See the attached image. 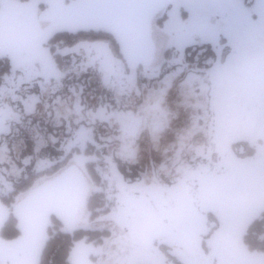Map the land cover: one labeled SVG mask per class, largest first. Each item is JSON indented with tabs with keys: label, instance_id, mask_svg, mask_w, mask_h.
Wrapping results in <instances>:
<instances>
[{
	"label": "rangeland",
	"instance_id": "374dc122",
	"mask_svg": "<svg viewBox=\"0 0 264 264\" xmlns=\"http://www.w3.org/2000/svg\"><path fill=\"white\" fill-rule=\"evenodd\" d=\"M168 3L159 66L134 67L108 40L88 39L49 48L61 62L50 77L12 65L0 82V129L15 154L0 145V160L11 159L0 162V191L91 160L105 201L83 227L110 231L100 261L264 264V252L243 244L264 211V0ZM50 117L83 122L66 135Z\"/></svg>",
	"mask_w": 264,
	"mask_h": 264
},
{
	"label": "crops",
	"instance_id": "0c3cea01",
	"mask_svg": "<svg viewBox=\"0 0 264 264\" xmlns=\"http://www.w3.org/2000/svg\"><path fill=\"white\" fill-rule=\"evenodd\" d=\"M168 2L169 0H0V57H7L16 68L34 63L43 75L50 77L49 66L55 67V64L49 54L47 42L54 34L103 30L116 38L120 54L126 63L134 62V67L150 64L159 66L163 62L160 49H164L166 44L160 41L159 34L162 32L156 27ZM15 126L13 130L21 124ZM3 135V130L0 129V145H4L7 152L4 157L13 158L14 149L6 145L7 136ZM33 138L35 150L39 136L33 135ZM15 141V146L18 147L17 141L21 144V137ZM23 142L24 146L19 145V150L27 143L25 140ZM6 160H0L1 164L11 163V159ZM43 171L41 176L31 180L29 188L19 190L16 195L13 213L21 234L8 241L0 237V264H37L39 248L51 215L58 217L63 228L69 231L82 227L87 222V202L94 187L85 168L73 161L62 164L53 172ZM70 178L80 181V186H84L85 191L75 188L71 191ZM10 192L0 191V195ZM7 216V208L0 200V228ZM98 246L100 245L83 242L76 244L70 254L71 264H105L100 261V258H105Z\"/></svg>",
	"mask_w": 264,
	"mask_h": 264
},
{
	"label": "trees",
	"instance_id": "16d2710c",
	"mask_svg": "<svg viewBox=\"0 0 264 264\" xmlns=\"http://www.w3.org/2000/svg\"><path fill=\"white\" fill-rule=\"evenodd\" d=\"M21 1H27V0H21ZM82 39L108 40L115 49V51H117V53L120 55L116 38L109 32L103 30L59 32L54 34L49 39V41L47 42V46H49L50 49H53L55 45H72ZM59 58L60 57H58V55L54 54L53 52L52 60L58 69L61 68V62ZM11 68H12V64L10 60L7 57H0V82L3 76H5L7 73L11 71ZM61 99L63 98L61 97ZM89 104H90V108L94 106V104L92 105L91 103ZM51 117L50 120L54 124L56 121L54 122L55 119H51ZM61 120L63 119L61 118ZM65 120H67V122L69 123L68 119ZM73 122L74 124L72 125V123H70L69 125H67L68 127L64 126L63 123L57 124V126H55V129L57 128L61 129L63 133L69 135L71 133V129L77 128L78 123L83 122V120L77 121L76 119H74ZM33 125H35L38 131H41L39 124L33 123ZM93 136H95V132H93V135H90V137L94 139ZM98 136H101L99 137L98 140L101 141L104 137L108 136V133H105L104 135L96 134L95 137ZM79 138L80 137H77V140ZM56 140H58V146H59L60 141L59 139H55V141ZM72 148L73 149L75 148V150L78 149V147H72ZM94 151L93 149L86 147L82 151V153L88 156L90 155V153H94ZM79 153L80 150H77V154ZM95 165L96 162L91 160L85 162V170L87 172L90 181L95 187V189L93 188V192L91 193L87 202V211H88L89 220L91 219L93 220V218L95 219L99 215L101 211L100 208H102L101 206L105 201L103 197H101L104 194L103 191H105V182L101 178L100 173L95 169ZM29 186L30 185L28 183L22 188H15L14 191H11L6 195H0V200L3 202V204H5V207L7 208V212H8V216L4 224L0 228V237L3 240L6 241L13 240L19 237L21 234L17 226V219L13 213V206L16 199V195L19 192V190H26L27 188H29ZM110 235H111L110 231L106 228L97 229V228H88L82 226L70 231L65 230L63 228V224L61 220L58 217L51 215L49 217L47 226L45 228L44 240L39 248L37 264H71L70 254L76 244L81 242L100 244ZM243 244L251 251L264 252V211L259 217L253 219L248 224L247 229L243 235Z\"/></svg>",
	"mask_w": 264,
	"mask_h": 264
}]
</instances>
